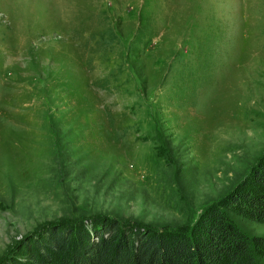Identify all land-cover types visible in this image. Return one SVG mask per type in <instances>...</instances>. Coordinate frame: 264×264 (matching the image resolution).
<instances>
[{
  "label": "rangeland",
  "instance_id": "374dc122",
  "mask_svg": "<svg viewBox=\"0 0 264 264\" xmlns=\"http://www.w3.org/2000/svg\"><path fill=\"white\" fill-rule=\"evenodd\" d=\"M260 163L264 0H0V261L81 214L191 226Z\"/></svg>",
  "mask_w": 264,
  "mask_h": 264
},
{
  "label": "trees",
  "instance_id": "16d2710c",
  "mask_svg": "<svg viewBox=\"0 0 264 264\" xmlns=\"http://www.w3.org/2000/svg\"><path fill=\"white\" fill-rule=\"evenodd\" d=\"M228 210L264 222V163L191 226L81 214L42 224L19 240L17 256L0 264H261L264 236L243 232Z\"/></svg>",
  "mask_w": 264,
  "mask_h": 264
}]
</instances>
